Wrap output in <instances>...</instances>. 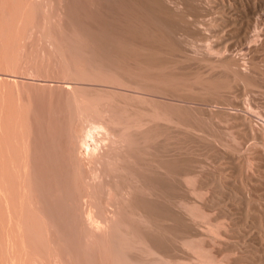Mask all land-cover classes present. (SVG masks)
I'll return each instance as SVG.
<instances>
[{
    "label": "rangeland",
    "instance_id": "1",
    "mask_svg": "<svg viewBox=\"0 0 264 264\" xmlns=\"http://www.w3.org/2000/svg\"><path fill=\"white\" fill-rule=\"evenodd\" d=\"M116 1L0 0L1 158L10 170L16 152L23 169L28 163L27 174L20 167L24 174L16 177L0 164L1 178L9 175L7 187L0 179V237L4 232L8 255L23 264H264L263 8L245 0L228 14L216 8L218 0H207V15L196 24L189 17L193 31L179 36L193 57L168 55L173 67L144 68L117 50L143 15L129 0ZM229 15L247 41L243 34L225 39ZM244 42L252 53H240ZM205 46L225 54L232 46L237 72L218 65ZM82 122L85 136L77 138ZM258 234L263 246H247Z\"/></svg>",
    "mask_w": 264,
    "mask_h": 264
},
{
    "label": "bare ground",
    "instance_id": "2",
    "mask_svg": "<svg viewBox=\"0 0 264 264\" xmlns=\"http://www.w3.org/2000/svg\"><path fill=\"white\" fill-rule=\"evenodd\" d=\"M114 1H116V0H114ZM206 1L207 0H129L128 2H130L131 3V5H133V6H135V7H137V9H135V10H138L139 9V11H140V14L142 13V15H143V21H141V26L140 27H138V28H132L133 30H130V32H129V35H130V41H129V43L128 42H124V41H119L118 42V49L117 50H121V52L123 51H125V52H127V53H129L130 55H131V57L133 58V59H135V61L138 63V65H140V66H142V67H149V68H168V67H170V66H172L173 67V63H174V58H172V60H171V58H169L170 56H175V55H177V54H184L185 55V57L186 58H188V59H190L191 57H193V56H188L189 54H187V52L189 51H187V50H185V49H183L182 47H181V45H180V43L181 42H179L180 41V35H182L183 33H191V31H193V29H192V27H191V25L192 24H190V22H188L189 20V17H191L190 18V20L193 18L195 21V23H193V24H196V22H198V19L200 18V17H202L204 14H206L205 12H207V11H205L206 9V5H204V4H206ZM215 1V0H214ZM217 1V0H216ZM215 1V2H216ZM245 0H218L217 1V6H216V4L214 5V6H216V8H218L219 10H221L222 12H224V13H228V14H232V12H238V10L240 11V9L241 8H239L240 6H241V4H242V2H244ZM117 2V1H116ZM126 2H127V0H126ZM209 2H210V0H209ZM246 2L247 3H254V4H256V5H258L259 7H261V8H263V10H264V0H246ZM24 3V2H23ZM125 3V2H124ZM22 4V3H21ZM208 4V3H207ZM210 4V3H209ZM117 5H119L118 3H117ZM122 5V4H121ZM126 5H127V3H126ZM129 5V4H128ZM127 5V6H128ZM213 4H211V6H212ZM22 6V5H21ZM93 6V5H92ZM123 6V5H122ZM214 6H213V8H214ZM121 7V6H120ZM123 7H125V6H123ZM242 7V6H241ZM129 8V7H128ZM133 9V10H134ZM125 10H127L128 11V9L126 8ZM131 10V9H130ZM215 12V11H214ZM264 12V11H263ZM135 13V12H134ZM136 14V13H135ZM138 14V13H137ZM136 14V15H137ZM238 16H240L241 15V13H236ZM260 14V13H259ZM119 15V14H118ZM130 15V14H129ZM133 15V13L131 14V16ZM139 15V14H138ZM207 15V14H206ZM221 15V14H220ZM135 16V15H134ZM226 16V15H225ZM230 16V15H229ZM133 17V16H132ZM217 17H218V15H217ZM222 17H223V15H222ZM262 17V16H261ZM138 18V17H137ZM140 18V17H139ZM215 18H216V16H215ZM219 18H221L220 16H219ZM225 18V17H224ZM223 19V18H222ZM222 19L220 20V21H222ZM257 19V18H256ZM263 19H264V13H263ZM114 20V19H113ZM236 20H238L237 18H235V17H232V15L230 16V17H227L226 19H224L223 21H224V23H225V25L227 26V27H229L228 29V31H229V33H227L226 34V36H225V39H227L228 41H232V40H234L236 37H239V36H242V34H243V38H245L244 40L245 41H247V39H246V37L244 36V34L246 33V32H242L240 29H237L236 28V26H234V22L236 21ZM215 21V20H214ZM213 21V23H214V25H215V22ZM217 21H218V18H217ZM241 21V20H240ZM124 22V21H123ZM128 22V21H127ZM211 22V21H210ZM131 23V22H130ZM217 23V22H216ZM199 23H197V25H198ZM220 24V23H219ZM213 24H211V25H209V26H212ZM224 25V24H223ZM133 26V25H132ZM218 26H220V25H218ZM194 27V26H193ZM215 27H217V26H215ZM213 28H214V26H213ZM219 29V28H218ZM220 29L221 30H223V28H221V26H220ZM226 29V28H225ZM128 30V31H129ZM196 30H199V28H196ZM208 30V29H207ZM201 31V30H200ZM210 31H212V29L210 30ZM217 31V30H216ZM219 31V30H218ZM197 32H199V31H197ZM205 33V32H204ZM206 33H207V31H206ZM209 33V32H208ZM216 33V32H215ZM221 33V32H220ZM224 33V32H223ZM225 33H226V31H225ZM261 33V32H260ZM194 34H195V31H194ZM193 34V35H194ZM251 34V33H250ZM188 35V34H187ZM207 35H211L210 33L209 34H206V37H207ZM216 35V34H215ZM246 36H247V34H245ZM180 36V37H179ZM184 36V35H183ZM186 36V35H185ZM214 36V35H213ZM212 36V37H213ZM198 37H199V35H198ZM203 37V36H202ZM217 37H218V35H217ZM250 37V36H249ZM248 37V38H249ZM197 38V37H196ZM208 38V37H207ZM122 39H124V38H122ZM129 39H127V40H129ZM204 39V38H203ZM220 39V38H219ZM255 39V38H254ZM121 40V39H120ZM125 40V39H124ZM189 40V39H188ZM205 40H206V38H205ZM215 40V39H214ZM220 40H222V39H220ZM183 41V40H182ZM225 41V40H224ZM184 42V41H183ZM191 42H193V41H191ZM220 42H222V41H220ZM253 42V41H252ZM187 43V42H186ZM229 43V42H228ZM234 43V42H233ZM99 44V43H98ZM219 44V43H218ZM221 44V43H220ZM226 44V43H225ZM209 45H210V43H209ZM227 45V44H226ZM251 45V44H250ZM249 44H247L246 42H244V43H242V45H240V47H239V50H240V53L242 52V53H252V47L250 46ZM258 45V44H257ZM185 46V45H184ZM187 48H189V46H188V43H187ZM196 46V45H195ZM228 46V45H227ZM191 47V46H190ZM194 47V46H193ZM205 48H206V51L208 52V54L211 56V54L213 55L214 54V56L216 57V58H218L217 59V61H218V65H224V66H227V65H230L229 67H236L234 70H236V72H237V64L236 63H234L233 61V58H232V53L231 52H233L234 50L232 49V46H230L229 48H228V52L226 51V53L227 54H225L224 52H222V51H215L214 49H212V47L210 48V47H206L205 46ZM53 49V48H52ZM105 49V48H104ZM107 49V48H106ZM220 49V48H219ZM203 50V49H202ZM226 50V49H225ZM238 50V49H237ZM190 51H192V50H190ZM189 51V52H190ZM201 52V51H200ZM191 53H193V52H191ZM194 53H195V51H194ZM197 53V52H196ZM195 53V54H196ZM204 53H206L205 51H204ZM203 53V54H204ZM121 54V53H120ZM236 54V53H235ZM124 55V54H123ZM129 55V56H130ZM168 55H170V56H168ZM206 55V54H205ZM246 55V54H245ZM58 56V55H57ZM118 56V55H117ZM168 56V57H167ZM181 56V55H180ZM197 56V55H196ZM201 56V55H200ZM203 56V55H202ZM209 56V57H210ZM96 57V56H95ZM176 57V56H175ZM178 57V56H177ZM224 57V58H223ZM244 57V56H243ZM247 57V56H246ZM249 57V56H248ZM181 58H182V56H181ZM184 58V57H183ZM203 58V57H202ZM130 59V58H129ZM187 59V60H188ZM194 59V58H193ZM195 59H197V58H195ZM199 60V59H198ZM179 62L181 61V60H178ZM247 61V60H246ZM178 62V63H179ZM182 62V61H181ZM213 62V61H212ZM128 63V62H127ZM117 64V63H116ZM211 64V63H210ZM212 65V64H211ZM214 65V64H213ZM111 70V69H110ZM248 71H250V70H248ZM118 74V73H117ZM31 75V74H30ZM232 75V74H231ZM120 76V75H119ZM122 76V75H121ZM17 77V76H16ZM233 77V76H232ZM235 77V76H234ZM234 77H233V79H234ZM16 79V78H15ZM123 79V78H122ZM124 81V80H123ZM16 82V81H15ZM128 82H130V81H128ZM125 83H126V81H125ZM131 83V82H130ZM138 83V82H137ZM66 84H68L69 85V87L68 88H70V86L71 87H76V84L74 85H72V83H70V82H68V83H66ZM71 84V85H70ZM80 84H82V83H80ZM43 85V84H42ZM67 85V86H68ZM46 86V85H45ZM74 87V88H75ZM66 88V87H65ZM87 88V87H86ZM71 89V88H70ZM99 89V88H98ZM245 89V88H244ZM73 90V89H72ZM74 91V90H73ZM55 98V97H54ZM249 99V98H248ZM79 102V101H78ZM78 110V109H77ZM81 110V109H80ZM86 114V113H85ZM212 114V113H211ZM87 115V114H86ZM204 115V114H203ZM262 116V115H261ZM199 117V116H198ZM242 118V117H241ZM83 119H85L86 120V118L85 117H83ZM83 119H81V120H83ZM246 119V118H245ZM84 120V121H85ZM74 122V121H73ZM79 122V121H78ZM101 122V121H100ZM21 123V122H20ZM20 123H18L17 124V122H16V124L18 125V128L20 129V130H18L17 132H19V131H23L22 130V128H20ZM23 123V122H22ZM77 123V122H76ZM87 123V122H86ZM78 124V123H77ZM83 124V122L80 124V125H82ZM85 124V123H84ZM83 124V125H84ZM95 124V123H94ZM22 125V124H21ZM82 125V126H83ZM86 125V124H85ZM84 125V126H85ZM78 126V125H77ZM82 126H78L79 128H81ZM84 126L81 128L82 130H80V129H78L77 127L75 128V131H74V135H76L77 136V138H79V137H84L85 136V134H84V136L81 134V131H83L84 132V129H86V128H84ZM239 126V125H238ZM246 126V125H245ZM13 127H15V125L13 126ZM21 127H24V125L23 126H21ZM86 127V126H85ZM99 127H100V124H99ZM101 128V127H100ZM16 129V128H15ZM74 129V128H73ZM72 129V130H73ZM93 129V128H92ZM246 130V129H245ZM252 130V129H251ZM250 130V131H251ZM16 131V130H15ZM253 131V130H252ZM6 132H8V131H6ZM88 132H86V134H87ZM15 134V133H14ZM19 133H17V135H18ZM65 134V133H64ZM89 134V133H88ZM104 134V133H103ZM252 134V133H251ZM21 135H23L24 136V131L22 132V134H20V136ZM65 136V135H64ZM246 136V135H245ZM81 137V138H82ZM7 138V137H6ZM18 138H20V137H18ZM17 138V139H18ZM23 139L25 138V137H22ZM76 138V139H77ZM81 138H80V140H81ZM123 138V137H122ZM5 139V138H4ZM9 139H10V136H9ZM12 139V138H11ZM19 140V139H18ZM79 140V139H78ZM12 141V140H11ZM23 141H25V140H23ZM26 141H27V139H26ZM26 141H25V144H26ZM74 141V140H73ZM121 141V140H120ZM162 141V140H161ZM81 143H83V142H85V141H80ZM6 144L5 145H7L8 143H7V140H6V142H5ZM15 143H16V140H15V142H14V145H15ZM19 143V142H18ZM57 143V142H56ZM119 143V142H118ZM127 143V142H126ZM13 144V142L11 143V145ZM21 144V143H20ZM23 144H24V142H23ZM22 144V145H23ZM25 144H24V148H26V146H25ZM66 144V143H65ZM77 144L79 145V143L77 142ZM84 144V143H83ZM8 145H10V144H8ZM7 145V147L9 148V146ZM10 145V146H11ZM85 145V144H84ZM123 145V144H122ZM18 145H16V147H14L15 148V151L14 152H16L17 150H16V148H19V147H17ZM50 146V145H49ZM54 146V145H53ZM52 146V147H53ZM77 146V145H76ZM83 146V145H82ZM1 147V146H0ZM6 146H5V148H7ZM12 147V146H11ZM51 147V146H50ZM61 147V146H60ZM7 148V149H8ZM29 148H30V145H29ZM82 148V147H81ZM2 149V147L0 148V150ZM21 149V148H20ZM113 149H115V148H113ZM4 150V149H3ZM2 150V151H3ZM10 150V149H9ZM9 150H7L8 152H9ZM12 150H14V149H12ZM11 150V151H12ZM30 149H28V151H29ZM40 150V149H39ZM83 150V149H82ZM149 150V149H148ZM5 151V150H4ZM3 151V152H4ZM9 152V153H13L14 154V152ZM27 151V152H28ZM150 151V150H149ZM214 151V150H213ZM2 152V153H3ZM79 152H81V151H78V153ZM140 153V152H139ZM171 153V152H170ZM5 154H6V152H4L3 154H1V151H0V158H1V155L2 156H5ZM13 154L11 155V156H9V154H7L10 158L13 156ZM16 155H17V161H15V162H17V164H14L15 162H14V160L12 161V158H11V160L10 159H8V160H10L11 162H12V165H14V166H12V170H10L11 169V163L10 164H8V161H6L5 160V158L6 157H3V159L1 158V162H0V164L2 163V160H3V162L4 163H6V164H4V165H6L5 167H7L8 165H10V166H8L9 167V171H12L11 173H12V175H14L15 173L14 172H16V174H17V172L18 173H21V174H24V173H26L27 174V167H28V163H27V166H26V158H25V165H24V167H25V169H23V166H20L19 164H22V163H20V162H22V160H24L21 156H18V154H19V152H16L15 153ZM21 154H22V151H21ZM25 154H26V149H25ZM116 154V153H115ZM142 154V153H141ZM141 154H139L140 156H141ZM6 155V156H7ZM20 155V154H19ZM27 155H30V153L29 154H27ZM144 155H146V154H144ZM7 156V157H8ZM22 156H23V154H22ZM8 157V158H9ZM21 158V161H19L20 160V158ZM43 157V156H42ZM141 157H143V156H141ZM174 157V156H173ZM13 158H15V157H13ZM19 159V160H18ZM121 159V158H120ZM86 160V159H85ZM112 160V159H111ZM148 159H146V161H147ZM9 161V162H10ZM19 161V162H18ZM30 161V160H29ZM59 161V160H58ZM115 161V160H114ZM144 161V160H143ZM150 161V160H149ZM149 161H147L148 163H150ZM157 161V160H156ZM45 162V161H44ZM61 162V161H60ZM67 162V161H66ZM116 162V161H115ZM158 162V161H157ZM114 163V162H113ZM128 163V162H127ZM143 163V162H142ZM146 163V162H145ZM177 163V162H176ZM3 164H2V166H3ZM51 164V163H50ZM116 164V163H115ZM118 164V163H117ZM139 164V163H138ZM158 164H160L159 162H158ZM211 164V163H210ZM19 165V166H18ZM23 165V164H22ZM30 165H31V162H30ZM151 165V164H150ZM156 165H157V163H156ZM16 166V168L17 169H19L20 167H22V169L24 170V171H26V172H24V173H22L23 171H21L20 169L19 170H17V171H13V170H16V168L14 169L13 167H15ZM18 166V167H17ZM46 166V165H45ZM60 166V165H59ZM148 166H149V164H148ZM148 166H147V168H148ZM155 166V165H154ZM160 166V165H159ZM164 166L165 165H163V167L162 168H164ZM174 166V165H173ZM7 167V168H8ZM157 167H158V165H157ZM161 167V166H160ZM160 167H159V169H160ZM0 168H1V170H3V168L4 167H1V165H0ZM7 168H5V169H7ZM30 168V167H29ZM225 168V167H224ZM223 168V169H224ZM46 169V168H45ZM95 169V168H94ZM165 169V168H164ZM1 170H0V172H1ZM41 170V169H40ZM48 170V169H47ZM49 170H50V168H49ZM77 170V169H76ZM21 171V172H20ZM145 171V170H144ZM160 171H162V169H160ZM5 172V170H3V172L2 173H4ZM6 172H8L7 170H6ZM47 172V171H46ZM83 172L85 173V171L83 170ZM96 172V171H95ZM155 172V171H154ZM167 172V171H166ZM187 172V171H186ZM8 173H10V172H8ZM59 173V172H58ZM105 173V172H104ZM113 173V172H112ZM161 173V172H160ZM16 174L14 175L15 177H16ZM21 174H19V177L18 178H20V175ZM26 174H25V176H26ZM80 174V173H79ZM98 174H99V172H98ZM110 174V173H109ZM5 175V179H3V176ZM11 175V174H10ZM18 175V174H17ZM56 175V174H55ZM164 175H165V173H164ZM167 175V174H166ZM9 175L7 174V173H5V174H3L2 175V178H1V175H0V179H2V181L3 180H5L4 182H2V181H0V184H1V182L3 183V184H1V185H3V187H4V184L6 183V181H8L7 179H6V177H8ZM90 176V175H89ZM115 176V175H114ZM13 177V176H12ZM97 177V176H96ZM10 178V177H9ZM17 178V179H18ZM21 178H23V177H21ZM20 178V179H21ZM42 178V177H41ZM92 178H94V176L92 177ZM188 178V177H187ZM16 179V180H17ZM24 179V178H23ZM98 179H99V177H98ZM157 179V178H156ZM165 179V178H164ZM167 179V178H166ZM12 180V179H11ZM10 181V180H9ZM13 181V180H12ZM26 181V180H25ZM42 181V180H41ZM115 181H116V179H115ZM114 181V182H115ZM146 181V180H145ZM158 181V180H157ZM14 182H15V180H14ZM17 182V181H16ZM18 182H20V184H21V182L22 181H18ZM47 182V181H46ZM98 182V181H97ZM118 182V181H117ZM13 183V182H12ZM51 183V182H50ZM91 183V182H90ZM10 184V183H9ZM20 184H19V187H20V191L23 189V187H21L20 186ZM22 184H24L23 182H22ZM52 184V183H51ZM163 184V183H162ZM13 185H15V183L13 184ZM12 185V186H13ZM16 185H17V183H16ZM160 185V184H159ZM168 185H170V184H168ZM5 186H6V184H5ZM22 186H24V185H22ZM29 186V185H28ZM28 186H26V187H28ZM60 186V185H59ZM63 186V185H62ZM161 186V185H160ZM159 186V187H160ZM2 187V188H3ZM7 187V186H6ZM9 187V186H8ZM17 187V186H16ZM75 187V186H74ZM87 187H89V186H87ZM137 187V186H136ZM11 188V187H10ZM9 188V189H10ZM13 188H14V186H13ZM12 188V189H13ZM67 188V187H66ZM82 188V187H81ZM5 189V188H4ZM123 189V188H122ZM139 189V188H138ZM1 190V189H0ZM14 190V189H13ZM12 190V193L13 192H15V191H18V189L17 190H14L13 191ZM29 190V189H28ZM75 190V189H74ZM82 190V189H81ZM162 190V189H161ZM4 192H5V190H3ZM7 191H9V190H7ZM6 191V192H7ZM123 191V190H122ZM165 191V190H164ZM175 191V190H174ZM3 192V193H4ZM24 192V194L22 195V196H25V192L26 191H23ZM70 192H71V190H70ZM83 192V191H82ZM116 192V191H115ZM173 192V191H172ZM11 193V194H12ZM18 193H20L19 191H18ZM29 193V192H28ZM69 193V192H68ZM85 193V192H84ZM103 193V192H102ZM14 194V193H13ZM20 194H22V191H21V193ZM44 194V193H43ZM111 194V193H110ZM3 195H6V194H3ZM46 195V194H45ZM21 196V195H20ZM20 197V199H22V198H24L25 199V197ZM74 196V195H73ZM135 196V195H134ZM170 196V195H169ZM7 197H9L8 195H7ZM18 197V196H17ZM28 197V196H27ZM101 197H102V195H101ZM6 198V197H5ZM11 198H13V197H11ZM16 198V197H15ZM19 198V197H18ZM83 198V197H82ZM88 198V197H87ZM138 198V197H137ZM10 199V198H9ZM24 199H22V200H24ZM4 200V199H3ZM16 200V199H15ZM26 200V199H25ZM25 200H24V202H25ZM28 200V199H27ZM26 200V202H28L29 203V201H27ZM97 200V199H96ZM105 200V199H104ZM1 201V200H0ZM21 201V200H20ZM3 202H5V201H3ZM13 202H14V200H13ZM23 202V201H22ZM23 202V203H24ZM57 202V201H56ZM7 203V199H6V202H5V204ZM15 203V202H14ZM21 203V202H20ZM59 203V202H58ZM141 203V202H140ZM146 203V202H145ZM1 204H2V202H1ZM10 204V203H9ZM15 204H17V202L15 203ZM18 204H19V202H18ZM35 204V203H34ZM41 204V203H40ZM47 204V203H46ZM105 204V203H104ZM3 205V204H2ZM10 205H12V204H10ZM32 205V204H31ZM80 205V204H79ZM84 205V204H83ZM102 205V204H101ZM120 205V204H119ZM145 205V204H144ZM14 206V205H13ZM13 206H11V208L13 207ZM107 206V205H106ZM118 206V205H117ZM2 207V206H1ZM31 207V206H30ZM30 207H28V208H30ZM43 207V206H42ZM95 207V206H94ZM98 207V206H97ZM97 207H95V208H97ZM145 207V206H144ZM156 207V206H155ZM16 208H18V207H16ZM22 208V207H21ZM21 208H20V210H21ZM32 208V207H31ZM83 208V207H82ZM146 208V207H145ZM3 209H4V207H3ZM7 209H8V207H7ZM15 209V207L12 209L13 211H14V213H15V211H17L16 209ZM23 209H24V207H23ZM72 209V208H71ZM85 209V208H84ZM156 209H158L157 207H156ZM34 210V209H33ZM101 210V209H100ZM0 211H1V209H0ZM7 211V210H6ZM9 211V210H8ZM12 211V212H13ZM104 211H105V209H104ZM155 211V210H154ZM161 211V210H160ZM2 212V211H1ZM11 212V214L13 215L14 213H12ZM23 212V211H22ZM108 212V211H107ZM158 212V211H157ZM156 212V213H157ZM164 212H165V209H164ZM167 212V211H166ZM27 213H28V211H27ZM30 213V212H29ZM42 213V212H41ZM45 213V212H44ZM87 212H85L84 214H86ZM91 213V212H90ZM94 213V212H93ZM120 213V212H119ZM151 213V212H150ZM8 214H10L9 212L7 213V217L8 216H11V214L10 215H8ZM22 214V213H21ZM21 214H19V215H21ZM113 214V213H112ZM161 214V213H160ZM16 215V213L14 214V216ZM24 215V214H23ZM52 215V214H51ZM17 216V215H16ZM28 216V215H27ZM43 216V215H42ZM84 217H85V215H83ZM92 216V215H91ZM90 216V214H89V212H88V214H87V216H86V220L88 221V223H90V225H92L93 224V222H94V220H93V222H92V219L91 218H93V217H91ZM1 217H3L2 215H1ZM12 217V216H11ZM11 217H9L8 219H10ZM23 217V216H22ZM34 217H35V215H34ZM84 217H83V219H84ZM102 217V216H101ZM19 219V217H15V219H14V217H13V219L14 220H12V222L13 221H15L16 219ZM27 218V217H26ZM51 218V217H50ZM99 218V217H98ZM107 218V217H106ZM158 218V217H157ZM165 218V217H164ZM7 219V220H8ZM82 219V220H83ZM93 219H95V218H93ZM162 219H163V217H162ZM168 219V218H167ZM2 220V219H1ZM33 220V219H32ZM85 220V221H86ZM96 220H97V217H96ZM105 220V219H104ZM4 221V220H3ZM2 221V222H3ZM11 221V220H10ZM10 221H6V223L8 222H10ZM19 221V220H18ZM18 221H15V223L17 222V224L19 225V227H18V225H17V227L20 229V231H23V229H22V227L20 226L21 224H20V222H18ZM40 221V220H39ZM42 221V220H41ZM23 222V221H22ZM30 222V221H29ZM45 222V221H44ZM96 222V221H95ZM14 223V222H13ZM88 223H87V227H89L88 226ZM99 223H101V222H99ZM111 223V222H110ZM4 222H3V226H4ZM42 224V223H41ZM45 224V223H44ZM97 224V223H96ZM6 225V224H5ZM66 225V224H65ZM76 225V224H75ZM79 225H81V224H79ZM94 225V224H93ZM149 225V224H148ZM9 226H11V222L9 223ZM8 226V227H9ZM38 226V225H37ZM47 226V225H46ZM84 226V225H83ZM102 226V225H101ZM101 226H99V227H101ZM113 226V225H112ZM2 227V226H1ZM5 227V226H4ZM4 227H3V231H4ZM16 227V228H17ZM39 227V226H38ZM48 227V226H47ZM51 227V226H50ZM91 227H93V226H91ZM91 227H89V228H91ZM97 227V225H95V228ZM102 227H104V226H102ZM10 228V227H9ZM12 228V227H11ZM58 228V227H57ZM75 228V227H74ZM179 228V227H178ZM91 229H93V228H91ZM98 229V228H97ZM1 230V232H3ZM35 230V229H34ZM60 230V229H59ZM65 230V229H64ZM176 230V229H175ZM197 230V229H196ZM19 231V232H20ZM33 231V230H32ZM97 231H101L100 230V228L97 230ZM44 232V231H43ZM51 232V231H50ZM21 233V232H20ZM87 233H88V231H87ZM94 233V232H93ZM98 232H96L95 234H97ZM4 234V232L2 233V236L0 237V240L3 242V243H5L6 241L5 240H2L1 238H4L3 235ZM40 234V233H39ZM44 234V233H43ZM49 234V233H48ZM9 234H7V236L6 237H10L11 238V236H8ZM26 235V234H25ZM82 236V235H81ZM90 236V235H89ZM32 238H34L33 236H31ZM36 237H37V231H36ZM35 237V238H36ZM43 235L41 236V239L43 240ZM49 237V236H48ZM92 237V236H91ZM96 237V236H95ZM150 237V236H149ZM22 238V237H21ZM25 238V237H24ZM5 239V238H4ZM37 239V238H36ZM40 239V240H41ZM46 240H47V238H45ZM50 239V238H49ZM96 239V238H95ZM154 239V238H153ZM6 240H7V242H8V240H9V238H6ZM42 240H41V242H42ZM77 240V239H76ZM21 241V240H20ZM44 241V240H43ZM158 241H160V240H158ZM162 241V240H161ZM252 241L255 243V244H247V246H249V245H254V246H263L262 245V243H263V240H262V238H261V235L260 234H258V235H254V236H252ZM1 242V243H2ZM46 242V241H45ZM83 242V241H82ZM157 242V241H156ZM158 243H160V242H158ZM162 243V242H161ZM38 244H39V242H38ZM41 244V243H40ZM43 244V243H42ZM48 244V243H47ZM178 244V243H177ZM1 245H4V244H0V247H2V248H4L3 246H1ZM8 245V244H7ZM7 245H6V243H5V245L4 246H6L5 247V249L6 250H4V253H2L1 252V248H0V252H1V255H0V258H1V260H0V264H23V262H22V258H20V256L18 255V256H14V257H10V255H8L9 253H8V249H7ZM13 245V244H12ZM159 245V244H158ZM164 245V244H163ZM25 246V245H24ZM23 247V246H22ZM36 248L38 247V246H35ZM100 247V246H99ZM154 247V246H153ZM160 247H162V246H160ZM95 248V247H94ZM155 248H157V247H155ZM24 249V248H23ZM163 249H164V247H163ZM81 250V249H80ZM128 250V249H127ZM149 250L151 251V252H155L156 253V250L154 251V249L151 247V246H149ZM160 250V249H159ZM35 251V250H34ZM37 251V250H36ZM45 251V250H44ZM31 253V252H30ZM48 254H50L49 253V250H48V252H47ZM159 253H161V252H159ZM169 253V252H168ZM34 254V253H33ZM42 254V253H41ZM40 254V255H41ZM164 254V253H163ZM12 255H13V252H12ZM34 255H38L37 253L36 254H34ZM47 255V254H46ZM70 255V254H69ZM90 255V254H89ZM160 255H162V254H160ZM55 256V255H54ZM59 256V255H58ZM32 257H33V255H32ZM30 258V257H29ZM39 258V259H38ZM52 259L54 258V257H51ZM32 259V258H31ZM34 259V262L36 261V260H38V261H41L42 260V258H40V256H38V257H35V258H33ZM32 259V260H33ZM52 259H50L51 261H52ZM55 260V259H54ZM52 261L51 263H49L50 261H48L47 262V260H46V264H52L53 262H55V261ZM59 260V259H58ZM57 261V260H56ZM62 261V260H61ZM111 261V260H110ZM30 262H33V261H30ZM33 262V263H34ZM37 262V261H36ZM42 263L44 264L45 262H44V260H42ZM41 263V264H42ZM63 263V262H62ZM25 264V263H24ZM39 264V263H38ZM54 264V263H53ZM55 264H57V263H55Z\"/></svg>",
    "mask_w": 264,
    "mask_h": 264
}]
</instances>
